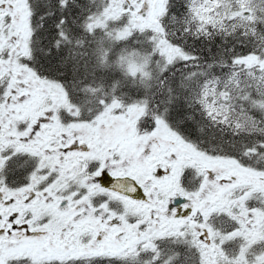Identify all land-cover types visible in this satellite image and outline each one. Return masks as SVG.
<instances>
[{
    "label": "snow or ice",
    "instance_id": "6c2138e0",
    "mask_svg": "<svg viewBox=\"0 0 264 264\" xmlns=\"http://www.w3.org/2000/svg\"><path fill=\"white\" fill-rule=\"evenodd\" d=\"M0 264H264V0H0Z\"/></svg>",
    "mask_w": 264,
    "mask_h": 264
}]
</instances>
